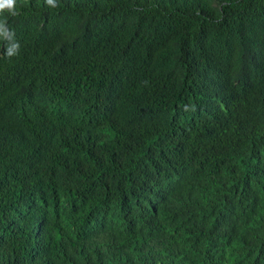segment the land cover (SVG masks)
<instances>
[{"label": "trees", "instance_id": "16d2710c", "mask_svg": "<svg viewBox=\"0 0 264 264\" xmlns=\"http://www.w3.org/2000/svg\"><path fill=\"white\" fill-rule=\"evenodd\" d=\"M15 12L0 264H264V0Z\"/></svg>", "mask_w": 264, "mask_h": 264}, {"label": "clouds", "instance_id": "9594fccd", "mask_svg": "<svg viewBox=\"0 0 264 264\" xmlns=\"http://www.w3.org/2000/svg\"><path fill=\"white\" fill-rule=\"evenodd\" d=\"M46 3L50 6H55V0H46ZM16 0H0V12L8 10L12 15H16L15 12ZM13 34L6 27V21H0V38L10 41L6 48V55L12 56L18 53L19 44L12 41Z\"/></svg>", "mask_w": 264, "mask_h": 264}]
</instances>
